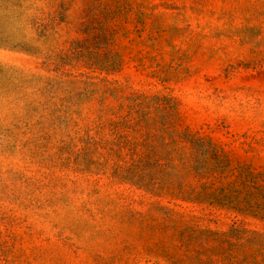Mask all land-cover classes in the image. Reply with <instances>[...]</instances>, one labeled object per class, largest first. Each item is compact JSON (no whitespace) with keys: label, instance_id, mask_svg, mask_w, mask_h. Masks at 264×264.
<instances>
[{"label":"rangeland","instance_id":"1","mask_svg":"<svg viewBox=\"0 0 264 264\" xmlns=\"http://www.w3.org/2000/svg\"><path fill=\"white\" fill-rule=\"evenodd\" d=\"M0 264H264V0H0Z\"/></svg>","mask_w":264,"mask_h":264}]
</instances>
